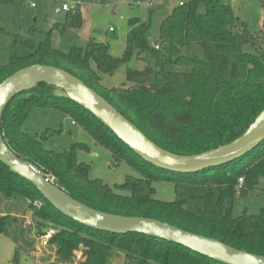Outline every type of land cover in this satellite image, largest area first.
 <instances>
[{
	"label": "trees",
	"instance_id": "trees-1",
	"mask_svg": "<svg viewBox=\"0 0 264 264\" xmlns=\"http://www.w3.org/2000/svg\"><path fill=\"white\" fill-rule=\"evenodd\" d=\"M201 6L203 12L199 10ZM80 21L79 12L69 13L64 25L78 27ZM128 23L130 28L119 57L110 55L104 43H90L85 49L73 47L64 53L45 41L28 55L13 56L1 65L0 84L14 72L34 64L63 69L106 99L156 145L177 155H195L232 142L263 111L264 22L253 34L220 0H186L160 21L152 43L148 21L135 17ZM132 58L141 67L126 69L128 86L109 87L102 83V74L113 73ZM54 89L39 83L14 96L4 107L0 131L17 157L92 209L156 219L264 256V207L254 213H232L235 200L264 181V141L235 161L194 173H174L143 161L87 110L67 97L55 96ZM36 108L55 109L69 116L96 144L111 153L114 164L125 161L138 174L114 185V189L126 194L88 177L89 165L76 160V150L86 148L84 144L52 152L44 148L36 134L24 131L27 116ZM239 178L242 185H238ZM157 180L206 186L203 207L196 213L186 210L188 196L177 195L170 202L154 198L152 182ZM212 188L218 190L217 199L213 198ZM0 196L28 200L37 233L53 231L48 244L55 246L56 256L64 262L72 261L74 252L81 249L80 264H107L113 250L123 252L122 264H224L176 243L79 224L55 209L31 183L1 162ZM34 200H39L41 206L35 208Z\"/></svg>",
	"mask_w": 264,
	"mask_h": 264
},
{
	"label": "rangeland",
	"instance_id": "rangeland-1",
	"mask_svg": "<svg viewBox=\"0 0 264 264\" xmlns=\"http://www.w3.org/2000/svg\"><path fill=\"white\" fill-rule=\"evenodd\" d=\"M32 1L35 7H31L27 0H8V2L0 0V66L7 64L13 56L28 55L45 41L64 53L69 52L73 47L85 49L90 43H104L110 55L119 57L123 53L125 37L130 28L128 23L130 18L139 17L150 23L149 39L152 43L158 34L160 21L175 5L186 0H152L141 1L139 4L135 3L136 0ZM220 1L232 8L234 14L245 22L251 33L254 34L262 28L264 0ZM63 5H66L68 10H63ZM199 10L203 12V6ZM74 12H79L80 25L65 26L67 15ZM63 25L64 28H62ZM139 67H141L140 62L132 58L113 73L102 74V83L109 87L128 86L126 69ZM71 121L69 116L58 110L36 108L29 113L22 128L30 134H36L44 148L52 152H62L76 143L84 144L86 148L76 150V160L89 165L88 177L99 179L117 193L126 194L124 191L114 189V185L124 182L128 176L137 177L138 174L125 161L114 164L111 153L96 144L79 124L73 125ZM242 183L238 182V185ZM152 185L154 198L161 201H173L177 195L188 196L184 205L185 209L194 213L203 207L202 197L208 189L206 186L195 185L190 181L157 180L152 182ZM212 193L213 198L217 199L218 190L212 188ZM21 199L25 204V216L30 217L34 223L35 218L28 207V200ZM35 201L39 202V200ZM34 202L35 208L41 206V204L36 206ZM262 207H264L263 180L260 181L256 190L248 191L247 194L235 200L232 213L239 215L244 210L254 213ZM1 226L5 229L0 234L1 249L5 251L8 247L10 258L15 257L20 264H33V260L28 253H25L21 243L17 245L15 232L10 229L9 224L5 223ZM31 229L32 227L26 231ZM45 247L39 246L42 253L50 254L49 260L53 259L51 251L44 250ZM56 258L57 262L53 260L49 261V264H79L80 259L83 260L81 249L74 252L72 263L61 261L57 256ZM123 258V252L113 250L107 264H122Z\"/></svg>",
	"mask_w": 264,
	"mask_h": 264
},
{
	"label": "water",
	"instance_id": "water-1",
	"mask_svg": "<svg viewBox=\"0 0 264 264\" xmlns=\"http://www.w3.org/2000/svg\"><path fill=\"white\" fill-rule=\"evenodd\" d=\"M39 83L53 86L54 95L67 97L96 117L143 161L174 173H194L235 161L264 141V109L246 131L232 142L195 155H177L151 141L106 99L82 80L51 65L22 68L0 84V118L17 94ZM0 162L12 173L31 183L40 195L66 217L86 227L110 233H137L184 246L224 264H264V256L237 250L216 239L191 233L146 217H129L92 209L70 197L48 177L20 159L7 146L0 131Z\"/></svg>",
	"mask_w": 264,
	"mask_h": 264
},
{
	"label": "crops",
	"instance_id": "crops-1",
	"mask_svg": "<svg viewBox=\"0 0 264 264\" xmlns=\"http://www.w3.org/2000/svg\"><path fill=\"white\" fill-rule=\"evenodd\" d=\"M20 204L21 207H19ZM25 214V204L21 198L16 197L12 199H4L0 196V234L5 230L1 225L4 226L5 223H8L10 229L15 232L17 245L19 246V243H21L25 253H28L33 260V264H49V261L56 260V248L55 246L48 244L49 236L43 237V235H39L36 231L33 220L30 217L27 218ZM31 227L32 229L30 231H26ZM39 246H42L43 248L47 246L44 250L51 251L53 259L49 260L48 258H51L50 254L47 255L42 253ZM50 247L52 249H50ZM7 248L3 251L0 247V251H2L0 252V264H20V261L15 257L10 258V250ZM15 254H17V251H15ZM81 261L82 259H80V262ZM67 263L72 262L70 261Z\"/></svg>",
	"mask_w": 264,
	"mask_h": 264
},
{
	"label": "built area",
	"instance_id": "built-area-1",
	"mask_svg": "<svg viewBox=\"0 0 264 264\" xmlns=\"http://www.w3.org/2000/svg\"><path fill=\"white\" fill-rule=\"evenodd\" d=\"M27 1H29V5L31 6V7H35V3L32 1V0H27ZM135 3L136 4H139V3H141V1L140 0H136L135 1ZM62 9L63 10H68V7L66 6V5H63V7H62ZM109 30H111V28L109 29ZM155 48H157V46H155ZM71 124H76L74 121H71ZM51 180V179H50ZM238 182H239V184H241L243 181H242V178H239V180H238ZM34 204L37 206H39L41 203L40 202H34ZM53 234V231L52 230H48L47 232H46V234L45 235H43V237H45V236H49L50 237V235H52Z\"/></svg>",
	"mask_w": 264,
	"mask_h": 264
}]
</instances>
